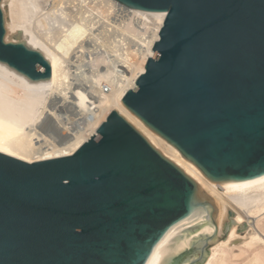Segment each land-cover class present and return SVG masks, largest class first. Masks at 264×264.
<instances>
[{"label":"water","instance_id":"1","mask_svg":"<svg viewBox=\"0 0 264 264\" xmlns=\"http://www.w3.org/2000/svg\"><path fill=\"white\" fill-rule=\"evenodd\" d=\"M115 1L165 13L124 107L218 186L264 177V0ZM4 36L0 4V61L34 81L51 76L39 50ZM219 209L115 109L70 155L0 152V264H146L185 231L192 244L159 264H201L235 223L227 210L218 237ZM205 224L213 231L193 234Z\"/></svg>","mask_w":264,"mask_h":264},{"label":"bare ground","instance_id":"2","mask_svg":"<svg viewBox=\"0 0 264 264\" xmlns=\"http://www.w3.org/2000/svg\"><path fill=\"white\" fill-rule=\"evenodd\" d=\"M0 4L4 11L5 40H22L39 50L51 66L49 78L34 81L0 61V152L27 162L70 155L85 140L96 135L100 123L115 109L219 202L218 237L223 222L230 218H227V210L233 213L231 218L236 222L249 220L258 213V216L262 215L264 177L218 186L121 102L124 93L136 85V78L144 71L147 58L154 54L152 48L159 39L164 12L131 9L115 0H1ZM118 9L124 12L121 17L115 16ZM118 18L123 19L119 21L121 24L117 22ZM98 21L102 22L99 25L113 27V34L116 38L119 36L116 44L111 46L116 57L113 64L102 54L95 58L86 56L91 47L87 38L89 36L90 40V30ZM261 217L255 222L264 229V215ZM206 227L213 231L211 225L205 224L193 234ZM255 232L248 231L243 243L250 248L248 256L245 252L246 257H241L244 255L242 251L241 254H230L228 243L235 233L232 226L226 239L220 238L210 245L201 264H264V247L254 246L261 235ZM188 233L191 232L185 231L166 242L170 237L167 235L157 244L146 264H159L161 259L190 246L196 237ZM172 241L176 242L168 245ZM235 255V259L240 255L244 260L234 261L232 257ZM190 258L192 255L181 264Z\"/></svg>","mask_w":264,"mask_h":264},{"label":"rangeland","instance_id":"3","mask_svg":"<svg viewBox=\"0 0 264 264\" xmlns=\"http://www.w3.org/2000/svg\"><path fill=\"white\" fill-rule=\"evenodd\" d=\"M1 9H2V7H1ZM2 11H3V9H2ZM3 14H4V11H3ZM121 19V18H120ZM121 20H123V19H121ZM121 20H119V18L117 19V22L118 23H120L119 21H121ZM95 21H96V19H95ZM95 24L97 23L98 25H95V24H93V27H92V29L90 30V33L92 32V34L90 35V40H92V42L89 40V36H88V38H87V42L89 43V45L92 47H90L89 48V50H90V53H89V51H87L88 53L86 54V56L88 57V58H95V57H99V55H101L103 58H105V60L106 59H108V60H106V61H109L110 60V63H112L113 64V61L115 62V60H114V57H115V55H113L112 54V48L113 47H111L113 44H116V40H118V37L116 38L115 37V35L113 34V27H111V26H105L104 24H102V25H99V24H101L102 22H100V21H98V22H94ZM121 24V23H120ZM96 28H95V27ZM98 26V27H97ZM99 26H101V27H99ZM106 27V28H105ZM107 27H110L109 29L107 28ZM112 28V29H111ZM112 30V32H111V30ZM105 30V31H104ZM107 30V31H106ZM108 30H110V32L109 33H107L108 32ZM104 32H106V33H104ZM94 33H97L98 35V37L96 36V34H94ZM100 34V35H99ZM108 34L110 35V36H108ZM92 35H94V36H92ZM114 36L113 38H116V39H114V41H113V38H112V36ZM99 36H101V38H99ZM107 36V37H106ZM91 37H93V39H91ZM95 37V38H94ZM110 38H111V40H110ZM95 39V40H94ZM100 41H99V40ZM94 40V41H93ZM103 40V41H102ZM110 41V42H112V43H108L107 41ZM7 41V40H6ZM9 41H14V40H9ZM15 42V41H14ZM93 42H94V45H93ZM114 42V43H113ZM110 44L109 45V47H108V44ZM94 46V48H93V46ZM99 46V47H98ZM107 47V48H106ZM111 47V48H110ZM96 48V49H95ZM93 49H95V50H93ZM109 49V50H108ZM92 52V53H91ZM95 54V55H94ZM112 54V55H111ZM97 55V56H96ZM116 58V57H115ZM111 60H112V62H111ZM117 63V62H116ZM143 134V133H142ZM144 135V134H143ZM154 146V145H153ZM155 147V146H154ZM158 149V148H157ZM159 150V149H158ZM260 213H262V212H260ZM258 215H259V213H258ZM257 215V216H258ZM264 215V210H263V213H262V215L261 216H263ZM254 217H250L249 218V220L247 219H244V220H241L240 222H236V220L235 219H233V218H231L232 216H229L231 219H233L234 221H235V223L234 224H232V223H230V225H229V227H228V230H227V233H226V236H225V238L224 239H226L227 238V236H228V234H229V228H231L232 226H234L235 227V233H234V235H233V239L231 238V241L228 243V244H230L229 246H231V247H229V251L231 252L230 254H235V252H239L240 254H241V251L243 252L242 254H244V255H241V257H246V256H248V252L250 251V250H248V249H250L249 247H246V245L245 244H243L244 242H245V240H247V235H248V231H253V232H255L256 234H259V235H261V238H259L260 236L259 235H257L258 236V238H259V240H258V242H257V244H255L254 246L255 247H258V248H260V247H264V240H262V239H264V229H262L258 224H257V222H255V221H257L258 219H260V217L261 216H258V218H256L257 216L256 215H253ZM262 218V217H261ZM242 222H244L245 223V225H246V228H244V229H242V230H240V231H236L237 230V226H238V224L239 225H243V223ZM226 223H228V220L226 221ZM249 224H250V227H249ZM256 229V230H255ZM247 234V235H246ZM263 237V238H262ZM243 238H244V240H243ZM221 240H222V238H221ZM243 240V242H241ZM239 242V243H238ZM238 243V244H237ZM263 243V244H262ZM239 244H241V246H239ZM245 245V247H243V246ZM257 245H259V246H257ZM260 245H262V246H260ZM230 248H232V250H233V252H232V250L230 249ZM252 248H254V247H252ZM251 248V249H252ZM248 251H247V250ZM244 250V251H243ZM245 252L247 253V255L245 256ZM236 253V254H237ZM238 253V254H239ZM251 252H249V254H250ZM234 256V255H233ZM238 258L240 257V255H238L237 256ZM237 258V259H235L236 258V255H235V257H232V259L234 260V261H237V262H241V261H243L244 259L243 258ZM186 264V263H185Z\"/></svg>","mask_w":264,"mask_h":264},{"label":"built area","instance_id":"4","mask_svg":"<svg viewBox=\"0 0 264 264\" xmlns=\"http://www.w3.org/2000/svg\"><path fill=\"white\" fill-rule=\"evenodd\" d=\"M117 12V13H116ZM115 13H116V15L115 16H117V15H119L120 17L123 15V11L121 10V9H118V11H116L115 10Z\"/></svg>","mask_w":264,"mask_h":264}]
</instances>
